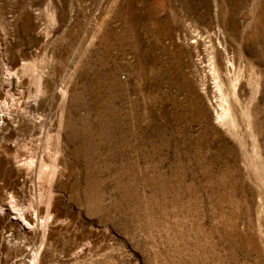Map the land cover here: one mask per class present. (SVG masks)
I'll list each match as a JSON object with an SVG mask.
<instances>
[{"label": "rangeland", "instance_id": "obj_1", "mask_svg": "<svg viewBox=\"0 0 264 264\" xmlns=\"http://www.w3.org/2000/svg\"><path fill=\"white\" fill-rule=\"evenodd\" d=\"M7 157L6 263L264 264V0H0Z\"/></svg>", "mask_w": 264, "mask_h": 264}, {"label": "bare ground", "instance_id": "obj_2", "mask_svg": "<svg viewBox=\"0 0 264 264\" xmlns=\"http://www.w3.org/2000/svg\"><path fill=\"white\" fill-rule=\"evenodd\" d=\"M3 98V97H2ZM224 103H217L218 105H220V110H221V113H219V116L221 119V122H224V120L227 118V115H229V112H231V107H232V104L228 102L227 98H225L224 100ZM213 102H218L217 100V97L211 101L210 105L213 106ZM215 106V104H214ZM210 115L209 116H212V113H209ZM234 119V118H233ZM232 119V120H233ZM231 119L227 122L229 125H233L235 124V120L232 121ZM13 158V157H12ZM16 158V157H15ZM14 160V159H13ZM11 158H0V161L3 162L4 164H6L7 166L10 165L14 167V161H13ZM15 168V167H14ZM53 169V168H51ZM50 169V171H51ZM14 170V169H12ZM48 172V171H47ZM54 172V171H53ZM13 174L15 176H23V171L19 170V169H15L13 171ZM40 174L41 175H45L47 174L44 170H40ZM46 176V175H45ZM20 184V183H19ZM16 194H22V191L20 192V189L18 188L16 190ZM45 194V193H44ZM27 218V221L30 220V217H26ZM9 219V218H8ZM31 221V220H30ZM8 222V225H7V230L6 232H9V231H12L11 228L12 226H14L15 230H14V235L16 237V233L20 230V226L17 225L14 221L10 220L7 221ZM32 223V222H31ZM13 232V231H12ZM11 232V234H12ZM29 232V230H28ZM27 231L24 230V233H28ZM36 232V231H34ZM29 234V233H28ZM32 234V233H31ZM42 235V234H41ZM18 236V235H17ZM4 236H2L3 238ZM37 240V239H36ZM44 249V248H43ZM0 250L4 251V250H7V247H6V243L4 242V239H0ZM9 250V248H8ZM34 250V253L35 254H30V250H26L22 253V257L20 255H13L6 263V261L0 256V264H38L40 263L41 264V261L43 260L44 256L47 254L46 251L44 250H40V249H33ZM72 250V249H71ZM48 251V250H47ZM1 252V251H0ZM4 253V252H3ZM10 253V252H9ZM32 253V252H31ZM79 256H82L83 253L82 252H78ZM48 255V254H47ZM9 256V255H8ZM20 256V257H18ZM7 257V256H6ZM29 258V260H28ZM45 260V259H44ZM64 260V259H63ZM63 262V261H62ZM43 263V262H42ZM62 264V263H61ZM64 264V262H63Z\"/></svg>", "mask_w": 264, "mask_h": 264}]
</instances>
